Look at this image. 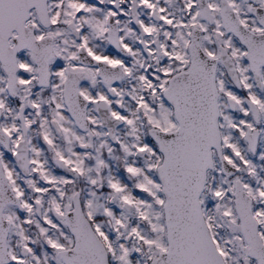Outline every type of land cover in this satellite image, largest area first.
I'll return each instance as SVG.
<instances>
[{"label":"snow or ice","instance_id":"obj_1","mask_svg":"<svg viewBox=\"0 0 264 264\" xmlns=\"http://www.w3.org/2000/svg\"><path fill=\"white\" fill-rule=\"evenodd\" d=\"M0 264H264V0H0Z\"/></svg>","mask_w":264,"mask_h":264}]
</instances>
